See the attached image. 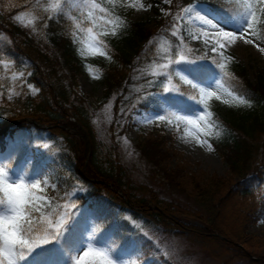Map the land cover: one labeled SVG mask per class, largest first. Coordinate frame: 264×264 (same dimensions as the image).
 <instances>
[{
	"label": "trees",
	"instance_id": "1",
	"mask_svg": "<svg viewBox=\"0 0 264 264\" xmlns=\"http://www.w3.org/2000/svg\"><path fill=\"white\" fill-rule=\"evenodd\" d=\"M147 1L159 16L153 20V28L128 19L107 0H60L53 11L39 7L37 32L15 20L19 8L0 10V29L13 40V45L6 46V54L16 64L20 63L17 53L30 61L28 70H21L20 83L0 90V129L24 117L54 125L44 128L21 119L0 133L1 164L10 171L18 168L26 184L39 181L43 192L36 195L46 197L40 210L31 213L32 237L47 236L49 243L58 242L64 250L61 255H50L42 244L33 252V264H71L72 250L87 229L91 242L115 257H125L129 264H180L138 238L123 214L156 225L164 237L184 238L219 264L239 263L254 253L252 249L264 245V235L249 232L264 217V74L259 73L252 83L239 62L212 51V44L192 40L179 23L188 4L204 3L230 24L241 20L249 8L245 0H170L165 5ZM159 4L167 10L165 16ZM102 6L107 22L100 23L96 13ZM87 27L99 34L100 47L112 60L105 65L99 58L101 64L96 66L105 83L104 98L120 91L107 127V143H101L91 123L95 106L75 90V77L81 71L77 50ZM256 29L264 43V9ZM157 38L169 40L171 56L176 57L180 48L186 57V64H172L169 71L179 88L177 98L162 92V75L132 78L139 63L157 58L152 45ZM210 79L234 104L246 109L235 114L230 109L231 114L224 115L206 108L203 117L211 133L208 139L228 164L229 174H189L188 187L181 182L184 171L180 165L168 168L165 161L172 155L164 147L171 142L175 125L184 127L187 115L197 112L202 84ZM141 81L142 88H135ZM241 99L246 103L241 104ZM132 103L164 117L155 134L135 144L139 158L148 164L144 181L129 174L115 141L116 133L124 128H118L120 119L130 115L124 108ZM73 117L89 134L88 155L79 137L58 127L64 122L72 124ZM34 145L38 152L27 162L25 156ZM0 198L2 209L3 193ZM197 220L202 227L193 223ZM48 221L60 225L55 239ZM257 262L264 264V260Z\"/></svg>",
	"mask_w": 264,
	"mask_h": 264
},
{
	"label": "rangeland",
	"instance_id": "2",
	"mask_svg": "<svg viewBox=\"0 0 264 264\" xmlns=\"http://www.w3.org/2000/svg\"><path fill=\"white\" fill-rule=\"evenodd\" d=\"M161 4H169L170 0H157ZM60 0H0V10L9 11L14 8H19L15 13V20L21 23L25 27H29L33 32H37L36 26L39 22V7L45 11H53L58 7ZM248 12L241 20L236 24H230L226 20L222 19L210 10L204 3H195L187 5L180 15V25L183 27L186 33L191 35L192 40H202L209 44H212V50L215 47V52L225 53L230 58L234 59L242 67H245L246 73L252 83H256L259 73L264 74V52H260L259 48L264 47L257 37L256 23L260 20L261 12L264 9V4L260 3L259 0H245ZM107 3L112 4L116 7V10L125 15L132 21H141L146 23L149 28L154 27V19L159 17L156 13L150 9V4L147 0H107ZM22 9L20 6H25ZM135 5V7H133ZM142 6V7H141ZM158 8L163 16L167 14L160 4ZM97 17L100 19V23L105 21L106 9L102 6L97 8ZM255 20L252 21V17ZM19 17V19H17ZM208 21V23H205ZM251 21V27L249 28V22ZM212 25H215L213 27ZM91 29V32H89ZM40 30V29H39ZM228 31L234 34L235 39L223 49H220L216 45V34L220 31ZM85 39L80 42L77 50L79 58L80 72L76 75L75 90L84 96L88 101L92 102L95 106V114L92 116V122L96 127L97 138L101 143H107L109 140L110 133L107 131V127L110 125L113 117V106L118 102L116 99L119 90L113 91L110 96L104 98L105 83L100 79L99 72L96 66L100 65L98 59H104L105 65L111 63V59L104 55H83L82 51L86 48V45L92 43L93 37L97 41H100V36L92 27L84 29ZM104 32V31H103ZM41 33V32H39ZM222 40L227 39L221 37ZM251 39L252 44L245 43L246 40ZM153 55L157 58H151L146 62L139 63L133 80L135 81L140 76H158L162 75L165 77V86L162 92L167 95L175 96L177 98L180 94L179 88L172 82L169 76V71L172 64L183 63L186 64V57L181 53L178 48L177 56L173 57L170 55L171 44L169 40L157 38L152 40ZM12 38L0 29V90L9 87L10 85L18 84L21 82L20 74L21 70H28L30 61L21 54L17 53L20 62L19 64L12 60L8 54H6V46L12 44ZM13 45V44H12ZM100 44L96 46L100 47ZM14 57V56H13ZM142 81L137 83L135 88H142ZM220 86L207 81L202 85L203 92L201 94L202 101L198 108L197 114H188L187 124L184 127H180L178 124L174 127V134L171 142L166 144L165 149L169 151L172 156L167 157L165 161L168 168H173L175 165H180L183 169V176L180 178L184 186H191L189 174H208V175H219L227 176L229 174L228 164L223 160L220 153L211 147L209 149L207 144H211L205 132H210V129L205 121L201 120L200 117L206 112V108L217 109L224 115L233 113L243 112L246 109L243 105L234 104L231 97L223 91H220ZM208 93H213L209 96ZM126 99V97H124ZM123 108V107H122ZM125 109V114L130 113L127 119H120V126L118 128L123 130L121 133H116L115 141L118 144L119 154L121 160L127 165V169L130 171V175L136 181L145 180V173L148 171V164H144L143 159L139 158L135 144L139 140L150 137L155 134L154 130L160 127L161 114L152 109H144L137 103L128 105ZM129 111V112H126ZM195 120L199 124V129L193 124L188 123V120ZM44 121L45 118H42ZM38 121V120H37ZM41 123V122H40ZM77 128V127H76ZM106 131V133H105ZM87 132V131H86ZM73 137H79L77 134L67 132ZM78 133V130H75ZM80 138V137H79ZM81 139V138H80ZM197 139L206 141L204 145L198 144ZM82 140V139H81ZM38 148L34 145L30 151L26 154L25 159L27 162L32 161V157L36 155ZM0 166H3L0 161ZM7 170V169H6ZM12 170V169H11ZM10 180L25 183L23 176L18 168L14 171L7 170ZM236 177L234 178V180ZM122 195V192L120 193ZM119 194V195H120ZM0 198V205L1 203ZM3 208H0V216L5 219L13 215L12 207L7 201V197L4 195ZM122 217L126 219L129 225L137 233L138 238L147 240L154 249L157 248L165 256H168L172 260L179 262L180 264H219L215 259L208 257L207 254L202 251L201 248L194 245H190L189 242L185 241L182 237L173 236H162L160 235L156 225L150 223L147 224L144 220L133 218L128 214H123ZM195 225L201 226L200 221H193ZM87 235L79 242V245L72 250L73 258L83 254L84 251L88 250L89 245L95 250H105L109 253L110 258L113 260V264H129L125 257H115L113 254L105 249L91 242L90 231L87 229ZM249 232L252 234L264 235V217L252 224L249 228ZM213 235L220 237L221 239L227 240L226 237L218 234ZM238 245V244H237ZM39 245L36 248H40ZM42 247L48 250L50 255L58 256L63 254L64 250L57 243H48ZM33 251L26 256V259L19 261V264H33ZM253 254H249L248 258L253 261L249 262L248 258H244L239 263L235 264H259L257 261L264 260V245L262 248L252 249ZM72 263L74 264V259ZM91 264V261L88 262Z\"/></svg>",
	"mask_w": 264,
	"mask_h": 264
},
{
	"label": "snow or ice",
	"instance_id": "3",
	"mask_svg": "<svg viewBox=\"0 0 264 264\" xmlns=\"http://www.w3.org/2000/svg\"><path fill=\"white\" fill-rule=\"evenodd\" d=\"M260 3L264 4V0H259ZM135 7V5H133ZM142 7V6H141ZM19 19V17H17ZM255 17H252V21ZM208 23V21H205ZM215 27V25H212ZM249 28L251 27V21L249 22ZM91 32V29H89ZM216 45L220 49H223L228 44H230L234 39V34L228 31L220 30L217 34ZM221 37H226L227 39L222 40ZM102 43V41H97L95 37L92 39V43L86 45V48L82 51L83 55L97 54L104 55L102 48L97 47V44ZM247 44H252L253 41L248 39L245 41ZM215 47L213 51H215ZM260 52H264V47L259 48ZM221 68L224 67L223 64L220 65ZM203 92V89H201ZM212 96L213 93H208ZM241 104L246 103L243 99L240 100ZM164 120V117H160ZM201 120L204 119L203 116L200 117ZM188 123L193 124L199 129V124L195 120H188ZM205 135H211L210 132H205ZM197 143L204 145L207 142L197 139ZM207 147L211 149L212 145L207 144ZM43 192L40 182L26 184L23 182L12 181L6 170L5 166H0V193H3L7 197L8 203L12 207L13 215L5 219L0 216V264H19V261L26 259L34 248L42 244H48L50 241L47 236L35 239L32 237L31 233L34 228L32 222L31 213L33 211H39L41 206L46 203V197L43 195L37 196L36 192ZM48 226L50 229H54L51 233L53 239L59 235L60 225L53 224L52 221H48ZM74 264H113V260L110 255L105 250H95L89 245L88 250L84 251L82 255L73 258Z\"/></svg>",
	"mask_w": 264,
	"mask_h": 264
},
{
	"label": "water",
	"instance_id": "4",
	"mask_svg": "<svg viewBox=\"0 0 264 264\" xmlns=\"http://www.w3.org/2000/svg\"><path fill=\"white\" fill-rule=\"evenodd\" d=\"M22 120H25L27 122H32L34 123L36 126H39V127H45V128H49L51 126L49 125H45V124H42L40 123L39 121H37L36 119H33L32 117H24V118H21ZM20 119V120H21ZM14 122H18L17 121H14ZM71 123L74 124V126H71L70 124H68L67 122H64L63 125H59L62 129H65L67 132H70L72 134H77L79 135V137L82 139L83 141V144L85 145V148H84V154L85 155H88L90 149H91V145H90V139H89V134H87L86 130L84 129V127L79 124L75 118H72L71 119ZM77 127V128H76ZM7 128V127H6ZM6 128H3L0 130V133L6 129ZM75 130H78V133H75ZM86 162H87V158H86ZM118 193L120 194L121 191H118Z\"/></svg>",
	"mask_w": 264,
	"mask_h": 264
},
{
	"label": "bare ground",
	"instance_id": "5",
	"mask_svg": "<svg viewBox=\"0 0 264 264\" xmlns=\"http://www.w3.org/2000/svg\"><path fill=\"white\" fill-rule=\"evenodd\" d=\"M155 138V137H154Z\"/></svg>",
	"mask_w": 264,
	"mask_h": 264
}]
</instances>
